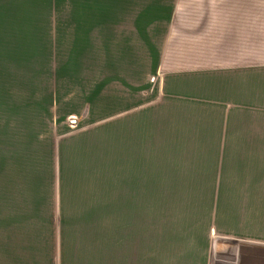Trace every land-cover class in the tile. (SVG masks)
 I'll return each mask as SVG.
<instances>
[{"label": "crops", "instance_id": "1", "mask_svg": "<svg viewBox=\"0 0 264 264\" xmlns=\"http://www.w3.org/2000/svg\"><path fill=\"white\" fill-rule=\"evenodd\" d=\"M64 3H69L67 11ZM77 3H85V15H77ZM93 3H101L100 15L93 14ZM170 8H174L170 16L156 21L149 16L141 23L136 17L126 22L124 3L119 0L111 4L109 0H0V38L36 40L40 48L51 34L57 38L63 30L51 25L79 23L84 26L80 35H84L88 61L98 56L128 57L129 71H134L141 56L152 57L149 68L156 85L150 83L142 91L123 82L122 87L132 92V105L124 106L118 116L128 113L134 137H164L166 159L178 153L179 165L174 164L177 159L160 165L164 183L195 185L182 187L181 192L221 201L213 226L203 230L206 250L214 231L216 235L237 230L231 226L236 224L247 232L264 225L258 202L251 203L247 213L222 202L264 200V3H171ZM114 9L116 16L109 14ZM177 13L179 28L174 30ZM170 53L180 55L181 63H167ZM147 94L155 99L143 101ZM162 120V128L169 130L157 133ZM139 126L143 131L137 132ZM15 167L20 170H14L12 160L0 159V264H109L112 252L105 245L95 252L89 244L94 241L79 240L88 245L78 246L77 241L62 239L61 225L55 227L51 218L46 246V199L60 213L61 194L46 198L39 182L29 179L25 161ZM115 253L118 264L121 260L130 264L129 254ZM205 256L197 264H221ZM150 259L154 260L153 249ZM245 259L243 264H264V260ZM152 261L149 264H157Z\"/></svg>", "mask_w": 264, "mask_h": 264}, {"label": "rangeland", "instance_id": "2", "mask_svg": "<svg viewBox=\"0 0 264 264\" xmlns=\"http://www.w3.org/2000/svg\"><path fill=\"white\" fill-rule=\"evenodd\" d=\"M119 3H124L126 22L136 17L142 23L149 16L153 21L170 16L174 11L171 3H264V0H119ZM100 4L93 3V14L100 15ZM62 5L67 11L69 3ZM84 5L77 3V15H85ZM114 10L109 14L116 16ZM176 16L174 30L175 26L179 28V13ZM51 26L63 30L57 38L51 34V38L43 41L44 46L40 43V48L36 40L0 38V159L12 160L17 171L20 168L15 166L25 161L29 179L39 182L46 198L60 192V213L51 209L48 203L52 201L46 199V246L51 238L48 228L51 218L55 227L61 225L62 239L77 241L78 246L88 243L79 240L94 241L89 244L95 252L98 246L105 245V250L112 252L109 264H118L117 250L120 256L122 252L125 256L129 254L130 264L134 261L149 264L153 260L152 249L157 264H197L202 255H210L214 263L221 264H243L249 257L263 261L264 225L247 232L238 230L236 224L231 226L237 230L219 231L216 235L214 231L205 250L203 230L213 226L221 201L192 198L194 193L181 192L182 187L193 189L195 185L164 183V169L160 165L167 160L174 163L178 153H170L166 159L164 137H134L132 119H126L128 113L118 116L124 106L132 105V92L122 87L123 82L142 91L150 83L156 85L149 68L152 57L141 56L134 71H129L127 65L132 60L128 57L98 56L97 60L93 57V61L90 58L88 61L83 50L84 35H80L83 24ZM166 59L167 63L180 64L182 57L170 53ZM159 84L152 94L158 93ZM142 98L155 99L148 94ZM158 125L157 133L169 130L162 128L164 120ZM140 130L143 131L142 126L137 132ZM151 148L156 150H146ZM157 164L159 167L150 168ZM174 164L179 165L180 160ZM149 171L154 176L150 177ZM222 202L232 210L238 206L245 213L251 203L258 202L264 212V200Z\"/></svg>", "mask_w": 264, "mask_h": 264}]
</instances>
